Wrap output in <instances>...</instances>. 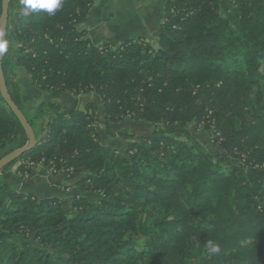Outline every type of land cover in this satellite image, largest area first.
I'll use <instances>...</instances> for the list:
<instances>
[{
  "label": "trees",
  "instance_id": "1",
  "mask_svg": "<svg viewBox=\"0 0 264 264\" xmlns=\"http://www.w3.org/2000/svg\"><path fill=\"white\" fill-rule=\"evenodd\" d=\"M14 1L6 41L19 56L5 52L2 71L37 145L9 164L25 178L38 165L64 172L96 197L79 194L67 211L58 197L15 194L0 208V264H264V0H167L155 44L116 46L80 28L94 0L27 17ZM19 67L43 91L95 93L100 104L42 101L29 115ZM125 118L163 127L116 131ZM198 124L222 153L203 147ZM28 143L0 89V159Z\"/></svg>",
  "mask_w": 264,
  "mask_h": 264
},
{
  "label": "crops",
  "instance_id": "2",
  "mask_svg": "<svg viewBox=\"0 0 264 264\" xmlns=\"http://www.w3.org/2000/svg\"><path fill=\"white\" fill-rule=\"evenodd\" d=\"M166 1L94 0L90 13L80 28L87 31V36L96 45L109 43L111 46H116L124 40L139 37L144 38L147 42L155 43L161 34L165 33L163 23L165 21ZM28 80L30 81L29 77ZM22 87L24 104L28 110L36 108L38 103L42 101L60 102L64 111L78 110L84 107L85 100L89 96V94L76 96L64 91L47 92L32 86L31 82L26 86L22 84ZM43 92H47V97L51 98L41 101L39 97ZM124 144H126V140L120 142V148H124L123 146H126ZM18 165L11 166L8 169L10 176L4 178V181L2 179L0 181V187L3 190V194L0 196V208L20 192L45 197H58L65 208L70 205L74 199L71 192L78 185L71 187L73 179H67L64 172L48 177L45 175L43 167L38 165L31 176L25 178L18 171Z\"/></svg>",
  "mask_w": 264,
  "mask_h": 264
},
{
  "label": "rangeland",
  "instance_id": "3",
  "mask_svg": "<svg viewBox=\"0 0 264 264\" xmlns=\"http://www.w3.org/2000/svg\"><path fill=\"white\" fill-rule=\"evenodd\" d=\"M14 4L18 6V0H15L14 1ZM155 44V43H153ZM8 54L11 58H13L14 60H16L19 56V44L17 42H12V45L10 47V49H8ZM28 77L30 79V81L28 80ZM16 80L19 81L20 83V88L23 89L22 87V84L25 86L30 84H32V81H31V76L30 74L23 68V67H19L17 70H16ZM32 86H34L32 84ZM35 87V86H34ZM38 88V87H37ZM39 89V88H38ZM23 91V90H22ZM22 95H23V92H22ZM88 95V94H87ZM47 92H43L41 95H40V100H44L46 98H51V97H47ZM23 97V96H22ZM87 100H95V101H98V96L95 94V93H89V96H88V99ZM85 100V102L87 101ZM33 102V101H32ZM60 103V102H58ZM61 104V103H60ZM85 104V103H84ZM100 104V102H99ZM39 105V103H38ZM37 105V106H38ZM25 106V112L29 115H31L33 112H34V109H27V106L24 104ZM36 107V106H34ZM62 109V108H61ZM84 109L81 108V109H78V110H82ZM75 110V109H74ZM74 110H69V111H74ZM99 114H100V117L102 118L103 116V107L102 106H99ZM112 127L118 131V132H125V133H129V134H135V135H146L148 133H151L152 131H154V129L156 127L158 128H162L163 125L159 124V125H155L153 123H149V122H142V121H136V120H133V119H130V118H125L124 120H122L121 122L119 123H115L112 125ZM105 129L104 125L101 124L100 125V130L103 131ZM191 130L193 132V134L195 135V137L201 142V144L203 145V147L210 153L212 154H219V153H222L223 150L218 146L216 145L214 142H213V133L208 130L203 124H198V125H192L191 126ZM105 144L113 147V148H118L119 150H121L122 152L125 151L127 149V146H128V140H126V146H123L124 148H120V142L122 140H125L123 138H121L120 136H110V135H107L105 136ZM14 164H9V162L6 164V168L4 170V172H8V169H10L11 166H13ZM43 167V165H41ZM4 167V166H3ZM38 167V166H37ZM2 168H0V181L1 179L4 181V172H2L1 170ZM44 169V172H45V175L46 176H53L54 174L53 173H48V170ZM55 173V172H54ZM27 176V175H26ZM2 181V182H3ZM75 180H72L71 182V187L73 186H76V182H74ZM79 187V186H78ZM78 187H75L74 188V191L71 192V194H73V197L75 198L77 195H79L80 193H84V192H81L82 190L79 189ZM69 191V190H68ZM84 195H87L91 200H94L95 197H94V194H84ZM43 197V196H42ZM67 203V202H66ZM69 205V203H68ZM70 206V205H69ZM67 207L66 209L70 210V207ZM17 240H21V237H17Z\"/></svg>",
  "mask_w": 264,
  "mask_h": 264
},
{
  "label": "water",
  "instance_id": "4",
  "mask_svg": "<svg viewBox=\"0 0 264 264\" xmlns=\"http://www.w3.org/2000/svg\"><path fill=\"white\" fill-rule=\"evenodd\" d=\"M10 2H11V0H3V2H2V8L3 9H2V14H1V18H0V37H3L4 40H6V35H7L8 9H9ZM3 57H4V54L2 56H0V89H1V93H2L3 97L5 98L6 102L8 103V105L11 107V109L14 111V113L17 115L19 120L24 125V127L27 129V131L29 133V143L27 146L20 148V149H17V150H14V151L10 152L9 154H7L6 156H4L3 158H1L0 159V168L5 166V164L10 162L12 159L20 156L25 151H27V150L31 149L32 147H34L35 145H37V139H36V136L34 134V130H33L32 126L28 122L24 113L14 103V101L12 100V98L9 94L7 85H6L5 80H4L3 71H2Z\"/></svg>",
  "mask_w": 264,
  "mask_h": 264
},
{
  "label": "clouds",
  "instance_id": "5",
  "mask_svg": "<svg viewBox=\"0 0 264 264\" xmlns=\"http://www.w3.org/2000/svg\"><path fill=\"white\" fill-rule=\"evenodd\" d=\"M64 0H19V13L25 17L43 10L49 15H55L63 6ZM9 44L0 37V56L8 51ZM207 249L210 252H218L219 245L209 240Z\"/></svg>",
  "mask_w": 264,
  "mask_h": 264
},
{
  "label": "built area",
  "instance_id": "6",
  "mask_svg": "<svg viewBox=\"0 0 264 264\" xmlns=\"http://www.w3.org/2000/svg\"><path fill=\"white\" fill-rule=\"evenodd\" d=\"M47 170H48V173H54V169L52 168H48Z\"/></svg>",
  "mask_w": 264,
  "mask_h": 264
}]
</instances>
